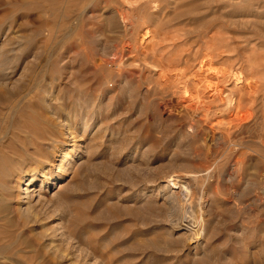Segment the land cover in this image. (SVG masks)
<instances>
[{"label":"rangeland","instance_id":"374dc122","mask_svg":"<svg viewBox=\"0 0 264 264\" xmlns=\"http://www.w3.org/2000/svg\"><path fill=\"white\" fill-rule=\"evenodd\" d=\"M150 1L0 0V264H264V0Z\"/></svg>","mask_w":264,"mask_h":264},{"label":"bare ground","instance_id":"6f19581e","mask_svg":"<svg viewBox=\"0 0 264 264\" xmlns=\"http://www.w3.org/2000/svg\"><path fill=\"white\" fill-rule=\"evenodd\" d=\"M153 1V0H152ZM155 1V0H154ZM153 1V2H154ZM151 2V1H150ZM153 2H151V3H153ZM156 2H154V4H155ZM137 20V19H136ZM220 29H221V26H220ZM214 30V29H213ZM220 31V30H219ZM221 31H222V29H221ZM222 35L224 34V33H221ZM202 36H203V33L201 34ZM144 36V35H143ZM213 36V35H212ZM211 35H210V37H208L209 39H210V42H214V40H215V42H214V44L216 43V39L215 38H217V41L219 40V43H220V45H219V47L218 46H214L213 44L211 45V47L213 46L214 47V50H211V49H213V47L210 49V47L208 48L209 50H211V51H205V53H204V55L203 56H201V59H200V62H199V65H198V69H197V77H198V79H197V82L199 83V85H200V88H203V90L201 91V92H199L198 91V93L199 94H201V99H202V97H204V95H206L205 94V90L207 91V94H208V96L211 98V99H218V98H221L220 96V92L219 91H221V89L218 87V85H210L209 84V78H208V75L206 74V73H208L207 71L209 70L208 69V66H209V64L213 61V59H218V58H227V59H229L226 55H223V53H224V51H229L230 49H229V47L227 48L226 47V49H228V50H226L224 47V38L226 37H224V38H220V37H212ZM215 36H217V34L215 35ZM219 38V39H218ZM227 38H228V36H227ZM229 39V38H228ZM227 40H225V42H226ZM230 41V40H229ZM209 42V41H208ZM218 43V44H219ZM229 43V42H228ZM249 43V42H248ZM226 45V44H225ZM227 46V45H226ZM218 47V48H217ZM236 47V46H235ZM235 47H233V49H231V50H235L234 48ZM216 48V49H215ZM222 48H223V50H222ZM232 48V47H231ZM237 48V47H236ZM225 49V50H224ZM225 54V53H224ZM255 56V55H254ZM226 59V60H227ZM247 61V60H246ZM260 61V60H259ZM250 62L249 61V66L251 65V68L253 67L254 69H255V71L253 72V73H251V75H255V73H257V72H259V70H258V68L260 67L259 66V64L261 63L262 64V62L260 61V62ZM247 63V62H246ZM259 63V64H258ZM212 64V63H211ZM248 64V63H247ZM260 64V65H261ZM262 66V65H261ZM224 68V67H223ZM252 68V69H253ZM252 69H250V70H252ZM253 69V70H254ZM226 70V69H225ZM224 69H222V71H219V72H217V73H215V75H214V78H215V80L217 81H224L223 79H226V77L227 78H230V79H232L233 78V80H235V81H237V80H239V78H238V74H236V77H235V74H234V72L233 71H225ZM252 70V71H253ZM179 73V72H178ZM195 73V74H196ZM214 73V72H213ZM264 73V72H263ZM260 74H262L261 73V71H260ZM210 77V76H209ZM263 78V77H262ZM261 78V80H254V79H256V78H254L253 79V76H247V77H245L244 79V83L243 84H240L239 86L236 84V82H235V85H237L238 86V91L239 92H241L240 93V95H239V97H238V101H237V104H236V107L238 108V110H236V113H235V118L236 119H238V117H240L239 116V109L241 108V105L242 104H247V103H249V105H251L253 102H255V100H256V98H257V96L260 94V92L261 91H263L264 90V81H263V79ZM217 81V82H218ZM216 82V83H217ZM239 82V81H238ZM215 83V82H214ZM219 83V82H218ZM262 93V92H261ZM198 95V94H197ZM200 97L198 98V101L200 102ZM207 97V96H206ZM236 97V98H237ZM197 98V97H196ZM208 98V97H207ZM223 98V97H222ZM223 100V99H222ZM196 101H197V99H196ZM203 101V100H202ZM233 104V103H232ZM235 104V103H234ZM190 105V104H189ZM194 109V108H193ZM245 112V111H244ZM248 112V111H247ZM242 116V115H241ZM249 116V115H248ZM235 118H234V120H235ZM249 119V118H248ZM244 120H245V118H244ZM245 122V121H244ZM62 156H65V154L64 153H60ZM67 173V168L66 167H62L57 173H55V175H53V177H50V176H45V175H41V177H40V179L38 180L39 182H41V183H46V184H49V183H51V181H54V180H58V179H60V177H62L63 175H65ZM34 182H35V178L34 177H32V176H30V177H28V178H26L24 181H23V184L20 186V190H19V194H18V196H19V200H22V199H27L28 198V196H27V193H29L30 192V188L32 187V185L34 184Z\"/></svg>","mask_w":264,"mask_h":264}]
</instances>
